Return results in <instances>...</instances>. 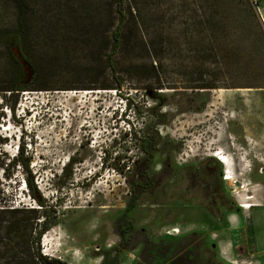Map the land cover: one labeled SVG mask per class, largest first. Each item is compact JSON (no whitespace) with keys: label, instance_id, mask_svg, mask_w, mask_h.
I'll list each match as a JSON object with an SVG mask.
<instances>
[{"label":"rangeland","instance_id":"1","mask_svg":"<svg viewBox=\"0 0 264 264\" xmlns=\"http://www.w3.org/2000/svg\"><path fill=\"white\" fill-rule=\"evenodd\" d=\"M251 1L259 20L245 0H124L133 47L113 69L112 45L96 30L119 23V0H34L39 85L48 87L0 94V200L40 207L17 161L24 144L48 204L44 253L70 264L115 253L140 175L158 184L129 212L138 234L120 249L121 264H171L176 248L222 264L231 230L244 250L245 228L264 215V0ZM15 18L0 0V28ZM0 66L13 68L1 46ZM118 76L121 89L99 87ZM158 80L177 88L157 89ZM203 82L215 87H189ZM142 146L154 147L151 157ZM218 154L231 157L235 182Z\"/></svg>","mask_w":264,"mask_h":264},{"label":"trees","instance_id":"2","mask_svg":"<svg viewBox=\"0 0 264 264\" xmlns=\"http://www.w3.org/2000/svg\"><path fill=\"white\" fill-rule=\"evenodd\" d=\"M16 10L15 26L13 28H0V46L3 47L8 59L12 63V69L0 68V94L5 97V92L18 94L22 91L33 89H47V85L40 84L41 74L44 72V65L38 60L34 48L33 37L35 30V15L37 13L34 0H10ZM252 16L259 20L258 13L251 0H245ZM117 11L121 15V20L111 31L108 27L98 25L96 31L101 34V45H112V50L108 61L113 69L117 68L115 55L117 53H128L133 47V40L128 33V25L125 22L124 0H119ZM259 24V21H258ZM18 47L23 57L30 63L35 73L29 80L28 72L19 61L13 51V47ZM155 68V67H154ZM157 89L177 88L176 86H167L158 80ZM37 85V86H35ZM124 85V80L119 76L114 84L100 82L99 87L110 89L112 87L118 90ZM36 87V88H33ZM190 88H214L212 83L203 82ZM96 84H87L81 89H94ZM188 88V87H187ZM72 89V88H71ZM14 109L13 106H11ZM7 137L0 136V143L6 141ZM143 151L148 157L152 156L153 146H142ZM25 145H18L17 154L23 165L25 186L30 192V196L39 204V208L27 205H15L10 200H0V264H70L67 260L59 256H50L42 251V241L44 235L50 230L51 224L48 221L47 200L38 188L35 177L29 167V161H23L25 156ZM65 176L70 178L72 171L70 164L63 169ZM158 184L156 180L149 176L140 175V178L131 182L132 197L127 209L118 219L117 231L121 236L120 245L112 250H107L103 254L100 264H121L120 249L129 248L137 239L138 231L134 230V220L129 212L134 208L141 191L155 187ZM153 243V242H152ZM167 247L160 249L161 254L167 253ZM222 264H229L220 259ZM171 264H200L199 254L190 249L180 250L176 248L172 256Z\"/></svg>","mask_w":264,"mask_h":264},{"label":"crops","instance_id":"3","mask_svg":"<svg viewBox=\"0 0 264 264\" xmlns=\"http://www.w3.org/2000/svg\"><path fill=\"white\" fill-rule=\"evenodd\" d=\"M245 231V241L241 242L244 250L240 254L235 249V243L239 240V238L235 239L237 233L232 230L228 232V237L224 241L230 242L232 246L228 251L229 254L222 258L229 264H264V215L257 222L256 227L250 232L245 228Z\"/></svg>","mask_w":264,"mask_h":264},{"label":"bare ground","instance_id":"4","mask_svg":"<svg viewBox=\"0 0 264 264\" xmlns=\"http://www.w3.org/2000/svg\"><path fill=\"white\" fill-rule=\"evenodd\" d=\"M85 92H88L90 90H84ZM218 158L225 164V168H226V174H225V179L226 180H230L232 182H235L236 180L234 179V175H235V172H234V168H233V163H232V160H231V157L228 156V155H225V154H218ZM247 187V184L244 183L243 186H241V188H246ZM246 190V189H245ZM243 206L245 207H249V204L246 203V204H243ZM174 231H178V228H174Z\"/></svg>","mask_w":264,"mask_h":264},{"label":"water","instance_id":"5","mask_svg":"<svg viewBox=\"0 0 264 264\" xmlns=\"http://www.w3.org/2000/svg\"><path fill=\"white\" fill-rule=\"evenodd\" d=\"M13 51L14 53L17 55L19 61L21 62V64L25 67V69L28 72V76H29V80L33 77L35 71L32 68V66L30 65V63L23 57L21 51L19 50L18 47H13Z\"/></svg>","mask_w":264,"mask_h":264}]
</instances>
